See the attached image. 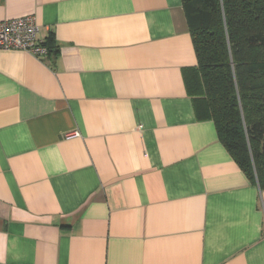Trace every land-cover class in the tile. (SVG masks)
Wrapping results in <instances>:
<instances>
[{"label": "crops", "instance_id": "0c3cea01", "mask_svg": "<svg viewBox=\"0 0 264 264\" xmlns=\"http://www.w3.org/2000/svg\"><path fill=\"white\" fill-rule=\"evenodd\" d=\"M30 14L56 49L0 48V264H264V190L196 112L182 0H0Z\"/></svg>", "mask_w": 264, "mask_h": 264}, {"label": "trees", "instance_id": "16d2710c", "mask_svg": "<svg viewBox=\"0 0 264 264\" xmlns=\"http://www.w3.org/2000/svg\"><path fill=\"white\" fill-rule=\"evenodd\" d=\"M182 3L197 55L186 74L196 112L264 190V0Z\"/></svg>", "mask_w": 264, "mask_h": 264}, {"label": "built area", "instance_id": "2783aa9c", "mask_svg": "<svg viewBox=\"0 0 264 264\" xmlns=\"http://www.w3.org/2000/svg\"><path fill=\"white\" fill-rule=\"evenodd\" d=\"M41 26L32 14L0 21V48L21 49L41 57L49 53V47L39 38ZM79 135L77 131L67 136Z\"/></svg>", "mask_w": 264, "mask_h": 264}]
</instances>
